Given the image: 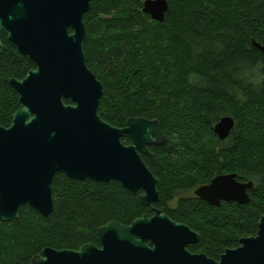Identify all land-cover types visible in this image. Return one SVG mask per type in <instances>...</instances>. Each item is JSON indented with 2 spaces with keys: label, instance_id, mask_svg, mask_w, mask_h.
<instances>
[{
  "label": "trees",
  "instance_id": "obj_1",
  "mask_svg": "<svg viewBox=\"0 0 264 264\" xmlns=\"http://www.w3.org/2000/svg\"><path fill=\"white\" fill-rule=\"evenodd\" d=\"M145 1L93 0L84 15L86 60L104 86L98 112L118 127L131 117L160 122L167 143L142 154L157 178V206L201 234L191 251L217 256L256 235L264 214V54L253 43L264 45V0H168L162 22L143 12ZM1 38L0 126L9 127L21 108L10 79L36 64ZM224 116L235 125L222 140L215 125ZM227 173L255 183L248 203L217 206L194 194ZM141 192L58 173L49 217L26 205L18 219H0V264H31L47 246L99 244V227L151 214Z\"/></svg>",
  "mask_w": 264,
  "mask_h": 264
},
{
  "label": "water",
  "instance_id": "obj_2",
  "mask_svg": "<svg viewBox=\"0 0 264 264\" xmlns=\"http://www.w3.org/2000/svg\"><path fill=\"white\" fill-rule=\"evenodd\" d=\"M93 0H0L1 35L30 58L36 68L23 79L11 78L21 108L9 127L0 126V219L15 220L30 206L44 217L54 210L53 181L58 173L72 179L120 183L150 206L161 200L157 178L142 158L149 146L167 143L157 119L131 117L118 127L99 115L102 81L89 67L84 44L89 32L84 15ZM143 12L164 21L168 0H146ZM263 52L264 45L253 41ZM70 102H66L65 100ZM235 125L232 116L215 125L226 139ZM132 139L125 144L122 138ZM253 181L242 182L236 173L217 175L199 186L195 195L213 205L222 201H250ZM200 233L162 210L126 225L111 221L98 229V242L79 249L45 247L31 264H264V214L257 234L241 239L219 261L192 253L188 245Z\"/></svg>",
  "mask_w": 264,
  "mask_h": 264
},
{
  "label": "flooded vegetation",
  "instance_id": "obj_3",
  "mask_svg": "<svg viewBox=\"0 0 264 264\" xmlns=\"http://www.w3.org/2000/svg\"><path fill=\"white\" fill-rule=\"evenodd\" d=\"M5 33V32H4ZM6 34V33H5ZM1 37H2V35H1ZM5 48V47H4ZM4 50V49H3ZM26 77V76H25ZM24 77V78H25ZM211 183V182H210ZM206 185V184H205ZM197 189V188H196ZM195 189V190H196ZM195 190H194V194H195ZM141 194H142V192H141ZM140 194V195H141ZM223 202V201H222ZM221 202V203H222ZM225 202V201H224ZM171 205H174V203H171ZM219 206V205H218ZM149 208H150V212H151V214H149V213H146V214H144V215H148L149 217H152V216H154L155 215V210L156 209H159V210H162L164 213H166L162 208H160L159 206H157V203H155V204H152V205H150V206H148ZM168 216H170L168 213H166ZM143 215V216H144ZM142 217V216H141ZM171 217V216H170ZM172 218V217H171ZM173 219V218H172ZM175 220V219H174ZM176 221H178V220H176ZM178 222H180V221H178ZM180 223H184V222H180ZM187 224V223H186ZM190 226V225H189ZM195 230V229H194ZM195 231H197V230H195ZM198 232V231H197ZM201 235V234H200ZM249 237H251V236H249ZM242 239V238H241ZM241 239H240V244H241ZM200 240H201V237H200ZM199 240V241H200ZM198 241V242H199ZM197 242V243H198ZM197 243H193V244H189L188 245V248L189 247H191V246H193V245H195V244H197ZM240 244L237 246V247H233V248H226V249H224L222 252H220L217 256H211V255H209L208 253H206V252H204V251H196V252H193V251H191L190 250V248H189V250L192 252V253H197V254H206L209 258H211V259H214V260H216V261H219L220 260V258H221V255L227 250V249H236V248H238L239 246H240Z\"/></svg>",
  "mask_w": 264,
  "mask_h": 264
},
{
  "label": "rangeland",
  "instance_id": "obj_4",
  "mask_svg": "<svg viewBox=\"0 0 264 264\" xmlns=\"http://www.w3.org/2000/svg\"><path fill=\"white\" fill-rule=\"evenodd\" d=\"M185 195H191V192H187V193H185ZM173 203H176V201H174Z\"/></svg>",
  "mask_w": 264,
  "mask_h": 264
}]
</instances>
